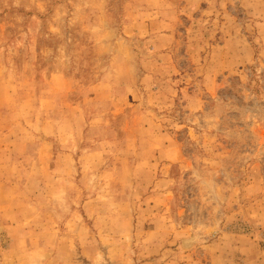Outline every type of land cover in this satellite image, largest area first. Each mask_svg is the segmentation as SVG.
<instances>
[{
    "label": "rangeland",
    "instance_id": "rangeland-1",
    "mask_svg": "<svg viewBox=\"0 0 264 264\" xmlns=\"http://www.w3.org/2000/svg\"><path fill=\"white\" fill-rule=\"evenodd\" d=\"M0 264H264V0H0Z\"/></svg>",
    "mask_w": 264,
    "mask_h": 264
}]
</instances>
